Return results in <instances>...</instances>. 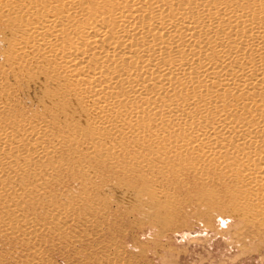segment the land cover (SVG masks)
Segmentation results:
<instances>
[{
  "label": "rangeland",
  "instance_id": "374dc122",
  "mask_svg": "<svg viewBox=\"0 0 264 264\" xmlns=\"http://www.w3.org/2000/svg\"><path fill=\"white\" fill-rule=\"evenodd\" d=\"M68 1L0 0V264H264V204L254 199L264 181L240 179L264 153V106L251 97L232 116L262 125L259 144L235 138L211 161L180 148L190 133L103 143L69 110L44 117L42 91L63 95L68 82L54 59L29 47L43 32L37 26L63 14L60 37L72 49L94 18L114 24L111 9L129 0ZM182 2L191 0L171 5ZM13 129L20 145L4 142ZM40 142L52 157L31 152Z\"/></svg>",
  "mask_w": 264,
  "mask_h": 264
},
{
  "label": "bare ground",
  "instance_id": "6f19581e",
  "mask_svg": "<svg viewBox=\"0 0 264 264\" xmlns=\"http://www.w3.org/2000/svg\"><path fill=\"white\" fill-rule=\"evenodd\" d=\"M171 1L129 0L114 7L115 23L108 16L94 18L72 49L60 37L63 14L37 26L43 32L29 47L54 59L68 82L63 95L42 91L48 105L44 117L69 110L103 143L142 136L170 142L177 133H190L180 148L202 152L209 161L238 137L242 145H258L255 133L262 125L232 116L236 105L251 97L254 107L264 106V97H258L264 93V0H255L252 10L236 0H191L178 8ZM64 99L71 108L64 107ZM14 131L2 137L17 146L19 139L11 141ZM162 148L153 152L163 154ZM31 150L20 154L52 157L42 142ZM255 157L259 163L240 179L264 181V153ZM150 196L158 198L154 190ZM254 199L264 204V191ZM235 208L244 216L243 206Z\"/></svg>",
  "mask_w": 264,
  "mask_h": 264
}]
</instances>
